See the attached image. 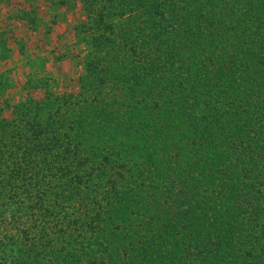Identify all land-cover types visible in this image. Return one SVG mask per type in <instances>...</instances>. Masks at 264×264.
I'll use <instances>...</instances> for the list:
<instances>
[{
	"label": "trees",
	"instance_id": "obj_1",
	"mask_svg": "<svg viewBox=\"0 0 264 264\" xmlns=\"http://www.w3.org/2000/svg\"><path fill=\"white\" fill-rule=\"evenodd\" d=\"M80 6V91L0 98V264H264V0Z\"/></svg>",
	"mask_w": 264,
	"mask_h": 264
},
{
	"label": "rangeland",
	"instance_id": "obj_2",
	"mask_svg": "<svg viewBox=\"0 0 264 264\" xmlns=\"http://www.w3.org/2000/svg\"><path fill=\"white\" fill-rule=\"evenodd\" d=\"M32 2L37 26L14 16L16 10H27L29 3L17 0L0 5V98L9 105L44 94L77 93L89 54L87 41L75 32L76 26L87 21L80 0H69L61 7L48 0ZM3 116L9 118L10 109Z\"/></svg>",
	"mask_w": 264,
	"mask_h": 264
}]
</instances>
